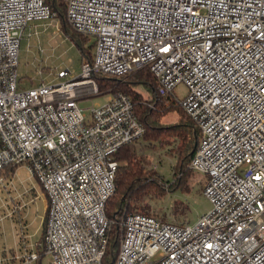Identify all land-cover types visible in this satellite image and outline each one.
<instances>
[{
    "label": "built area",
    "instance_id": "2783aa9c",
    "mask_svg": "<svg viewBox=\"0 0 264 264\" xmlns=\"http://www.w3.org/2000/svg\"><path fill=\"white\" fill-rule=\"evenodd\" d=\"M66 17L94 36L92 61L74 78L20 88L26 25L61 22L45 0H0V182L25 165L41 185V264H102L116 153L145 129L125 92L87 109L79 99L101 94L95 73L146 66L199 128L190 166L207 175L212 207L194 225L126 212L111 264H264V0H66ZM41 253L23 241L0 264H36Z\"/></svg>",
    "mask_w": 264,
    "mask_h": 264
},
{
    "label": "trees",
    "instance_id": "16d2710c",
    "mask_svg": "<svg viewBox=\"0 0 264 264\" xmlns=\"http://www.w3.org/2000/svg\"><path fill=\"white\" fill-rule=\"evenodd\" d=\"M61 22V30L69 33L72 29L66 17V0H45ZM74 30V29H72ZM81 51L82 62L92 61L95 41L85 46L89 36L74 31ZM95 80L101 93L122 91L127 93L133 102L134 111L144 126V134L130 143L123 145L116 153L119 166L115 175V192L106 204V215L113 221L102 264H111L117 255L122 230L119 221L126 212H142L157 216L163 221L179 224L190 222L189 203L186 199L174 198L173 207L162 213L155 212L152 199L167 194L181 192L186 195L198 182L197 171L190 166L191 158L197 148L200 132L183 107L176 103L172 96L163 95L151 69L146 66L126 76L118 77L106 73H95ZM175 113V119H170ZM166 149L173 163L170 179L155 168L146 167V151L149 149ZM17 166L12 167L14 174ZM165 182L167 184L165 185ZM171 214L174 217L171 219ZM47 212L44 219L43 236L36 243L41 256L36 264L44 259L43 237L46 228Z\"/></svg>",
    "mask_w": 264,
    "mask_h": 264
},
{
    "label": "rangeland",
    "instance_id": "374dc122",
    "mask_svg": "<svg viewBox=\"0 0 264 264\" xmlns=\"http://www.w3.org/2000/svg\"><path fill=\"white\" fill-rule=\"evenodd\" d=\"M34 29H37L36 33ZM72 29L69 33L60 31L49 24V19L33 20L26 25L19 54L20 88H30L42 82L52 84L74 78L81 73L82 51L73 36L76 30ZM29 31H33V34L28 35ZM88 36L89 40L85 44L87 48L95 41L94 36ZM61 69H68L70 74L66 78L57 77ZM186 90L184 84H179L175 93L178 97H183ZM110 96L111 92H105L82 97L79 102L87 109L94 104L106 102ZM175 117V113H171L170 119ZM145 157L147 168L159 170L166 179L172 177L174 159L166 149H149ZM197 177L199 181L193 184L192 190L186 195L177 192L152 199L155 212L168 211L173 207L174 198H184L190 207V224L194 225L212 207L203 192L207 175L197 171ZM46 210L41 185L25 165L17 166L12 179L0 182V258L12 249L22 248L23 241L28 248L35 246L43 236ZM173 217L171 214V219ZM44 258L47 260L48 256Z\"/></svg>",
    "mask_w": 264,
    "mask_h": 264
}]
</instances>
